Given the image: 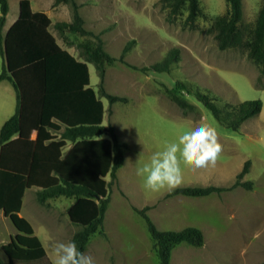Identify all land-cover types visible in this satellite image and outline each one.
I'll return each mask as SVG.
<instances>
[{
    "label": "rangeland",
    "instance_id": "1",
    "mask_svg": "<svg viewBox=\"0 0 264 264\" xmlns=\"http://www.w3.org/2000/svg\"><path fill=\"white\" fill-rule=\"evenodd\" d=\"M86 1L59 3L67 4L73 14V3L79 9L78 3ZM89 1L94 3L86 16L94 34L89 39L101 37L104 49L117 58L133 42L125 61L139 68L122 62L108 66L107 85L121 90V72L134 73L139 77L128 76V85L140 87L138 94L146 98L112 106L104 98V125H113L129 148L117 180L106 178L110 203L104 224L92 235L81 264H159L146 222L134 209L146 206L160 230L192 226L204 233L201 247L176 246L170 264H264V78L258 80L260 66L248 55L264 0H242L239 27L244 44L225 50L219 48L214 25L229 12L226 0H200L203 15L194 27L187 22L186 7L169 17L161 0ZM173 48H179L180 61L168 72L141 71L163 61ZM92 81L94 87L99 81L93 65ZM177 81L234 104L259 99L263 108L233 131L182 92L197 106L196 112L185 114L166 93ZM2 125L0 120V130ZM71 146L68 142L65 152ZM32 147L22 141L0 146V174L23 171ZM247 160L251 166L244 181H252V189L239 186L200 198L165 197L177 186H231ZM74 201L59 196L40 203L30 189L22 205V216L31 222L54 264H69L76 253L73 236L81 227L70 221L67 207ZM17 233L1 207L0 264L7 263L3 245Z\"/></svg>",
    "mask_w": 264,
    "mask_h": 264
},
{
    "label": "trees",
    "instance_id": "2",
    "mask_svg": "<svg viewBox=\"0 0 264 264\" xmlns=\"http://www.w3.org/2000/svg\"><path fill=\"white\" fill-rule=\"evenodd\" d=\"M62 1L57 0L56 3ZM161 1L169 10V17L186 7L187 22L191 27L203 15L200 0ZM226 1L229 12L219 17L214 25L215 37L222 50L244 44V33L239 27L242 0ZM20 8L19 20L4 36L3 28L10 7L9 0H0V55L4 62L0 82L11 81L18 93L17 111L0 130V146H5L16 135L22 140H29L36 133V140L27 174L14 173L10 176L6 171L0 174V208L6 210L19 230L10 242L3 245L6 264H54L35 234L33 225L20 215L25 191L31 188H37L40 203L59 196L75 199L68 216L81 229L73 236L76 253L69 264H81L92 235L104 224L110 203L106 178L110 176L113 181L117 180L118 171L125 162L124 152L128 148L113 125H103L105 109L101 97L106 98L111 106L128 99L108 93L103 81L107 67L117 62L139 69L125 61L133 42L128 43L117 58L104 49L101 37L96 36V41L87 39L79 45L85 60L80 62L57 45L49 32L52 23L47 15L34 13L30 0H22ZM73 8L72 22H57L54 27L60 32L94 36L84 28V19L76 3H73ZM248 55L260 66L258 80L261 81L264 78V3ZM178 61L180 50L173 48L163 61L143 67L141 71L168 72ZM87 62L96 67L100 78L98 92L89 86ZM182 92L194 97L221 125L233 131H239L263 108L259 99L234 104L177 81L174 88L166 89V93L185 114L196 112L197 106ZM68 142L72 143V147L65 152ZM250 166L251 160H247L231 186H177L165 197L181 195L200 198L239 186L252 189L253 182L244 181ZM134 209L146 222L159 264H170L173 249L182 243L203 246L205 238L201 229L191 226L181 230H160L147 213L149 206Z\"/></svg>",
    "mask_w": 264,
    "mask_h": 264
},
{
    "label": "crops",
    "instance_id": "3",
    "mask_svg": "<svg viewBox=\"0 0 264 264\" xmlns=\"http://www.w3.org/2000/svg\"><path fill=\"white\" fill-rule=\"evenodd\" d=\"M21 1L22 0H9L10 9H9V12H8V15L6 18V23H5L4 28H3L4 36H6L8 34L9 30L16 24V22L20 18V14H21L20 3H21ZM56 1L57 0H30L31 8H32V11L34 13H37V12L43 13V14L47 15L48 18H50L52 24L49 28V32L55 38L57 45L59 47H61L63 50L68 51L78 61L84 62L85 60L81 55V48L79 45L82 42H84L85 40L89 39V36H83V35H80L77 33L69 32V31L60 32L54 27V24L57 22H72V20H73V14H72V12H70V9L67 7V4L56 3ZM86 2L87 3H83V2L78 3L79 4V10H80L81 16L85 20L84 21V28L87 29L88 31H91L90 27L88 26L86 16H87V10L93 8L94 3H93V1H89V0ZM0 16H1V10H0ZM6 62L8 64L7 60H6ZM3 64H4L3 58L0 55V73H1L2 68H3ZM92 65L95 67V65L93 63L87 62L88 72H89V76H90V85L89 86L92 87L96 92H98L100 78L98 76L99 81L96 83V86L94 87L93 81H92ZM95 69H96V67H95ZM96 73H97V70H96ZM97 75H98V73H97ZM118 75L119 74H117V76ZM128 76H131L132 78L133 77L134 78L139 77V76H136V74H134V73L122 71L118 77L120 78L122 83L126 86L124 87V85H123V88L121 90H117L114 88L110 89L109 86L107 85V81L109 79L111 80V76L109 73V68L107 67L105 80L103 81V86L105 87V89L108 93L116 95V92H120L122 95L121 97H126L128 99L127 102H122V103H134L135 100L138 102H141L146 97H144L141 92H139V94H138L140 87H135L134 84L128 85V82H129ZM132 82H134V79H132ZM101 101L103 102L104 109H105L104 117H103V125H104L105 114H106L104 97H101ZM17 108H18L17 90L15 89V87L11 81H9V80L1 81L0 82V120H1V123L3 125L8 119H10L16 113ZM35 140H36V133H34L31 137V139H29V140H22L18 135H16L5 145V146H9L10 144H12L14 142L22 141V142H28L29 144H31L33 146L32 151H31L30 160L26 163L25 168H23V171H21L22 173L21 172H17V173H21V174H27L28 173L29 168H30V164H31ZM5 146H3V147H5ZM128 148H129V144H128ZM124 154H125V152H124ZM125 160H126V157H125ZM31 189H33V191L37 192V188H31ZM28 190H30V189H28ZM28 190L25 191V194L23 197V203H24L25 196H26V193ZM73 204L74 203L72 202V204L67 206L68 210ZM20 215L22 216L21 212H20ZM34 231H35V228H34ZM42 232L44 234V237H46L47 235H46V229L45 228L42 230ZM35 234H36V231H35ZM43 246H44V244H43ZM44 248H45V246H44Z\"/></svg>",
    "mask_w": 264,
    "mask_h": 264
},
{
    "label": "water",
    "instance_id": "4",
    "mask_svg": "<svg viewBox=\"0 0 264 264\" xmlns=\"http://www.w3.org/2000/svg\"><path fill=\"white\" fill-rule=\"evenodd\" d=\"M5 51H6V49H5ZM6 60H7V52H6ZM7 61H8V60H7ZM10 220H11L12 224L14 225L16 231L19 233V230H18V228L16 227L15 223L13 222V220H12L11 218H10ZM4 253H5V252H4Z\"/></svg>",
    "mask_w": 264,
    "mask_h": 264
}]
</instances>
